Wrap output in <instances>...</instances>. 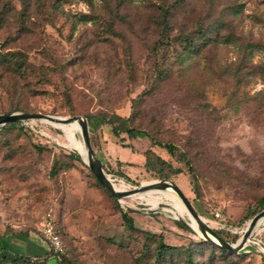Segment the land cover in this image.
Masks as SVG:
<instances>
[{
	"label": "rangeland",
	"instance_id": "374dc122",
	"mask_svg": "<svg viewBox=\"0 0 264 264\" xmlns=\"http://www.w3.org/2000/svg\"><path fill=\"white\" fill-rule=\"evenodd\" d=\"M185 35L204 44L179 59ZM15 50L20 67L0 60V113L83 116L113 181H173L229 243L264 208V0H0V52ZM112 114H131L129 124L173 152L142 133L112 135L102 118ZM24 120L32 128L0 123V232L8 234L0 235V256L54 264L39 228L49 209L62 252L78 264H264V226L236 251H220L186 214L142 197H111L68 132ZM75 136L82 141L79 130ZM149 146L162 162L149 169L128 163L126 178L113 171L115 158L140 162ZM144 192L183 204L166 191ZM121 209L133 228L123 225ZM158 240L172 247L158 253Z\"/></svg>",
	"mask_w": 264,
	"mask_h": 264
},
{
	"label": "trees",
	"instance_id": "16d2710c",
	"mask_svg": "<svg viewBox=\"0 0 264 264\" xmlns=\"http://www.w3.org/2000/svg\"><path fill=\"white\" fill-rule=\"evenodd\" d=\"M161 24H163V25L165 24V14L161 15ZM158 36H159V38H167L168 37L167 34L165 33V30H159ZM200 38L205 39V38H207V36L204 32H202L200 35ZM181 40L184 41L183 45H182V50L178 51L175 54L177 57H179V59L184 58L185 55L180 56L183 52H185V54L189 53L191 51H194L195 49H198V47L201 44H204V42H198V44H195V42L192 40V38H190L188 35H185L183 38H181ZM155 49H156V46H155ZM21 54H22V52L20 50L0 52V60L5 62L7 65L10 63H15L16 64L15 66H19L20 62L17 61L18 59L16 57L18 55H21ZM18 69H20V68H18ZM102 118L104 119V122L109 125L110 132L114 136L118 135L119 131L124 132L126 134V136H128V137H133L137 133H142L143 135L148 137L150 145L154 144V145L161 146V147L165 148V150L169 153H172L174 150V146L171 143L157 140L152 135L148 134L146 131L129 124L127 121H129L131 119V114H129L126 117L119 116L116 114H112V115H109L107 118L106 117H102ZM13 123H20V125H19L20 127H24L25 129H28L26 125L22 124L21 120H13V121L6 122V124H13ZM142 153L144 156V160H143L141 168L149 169L151 166H154V164L156 162H162L163 161L162 158L158 154L154 153V151L152 150V148L150 146L145 148L142 151ZM67 155L70 156L72 159H77V160L80 159L79 155L77 153H74V152H69V153H67ZM178 158L185 163L188 170H191V167L189 166L186 157L181 152H180ZM116 160H117V162L115 165V169L113 171L117 172L119 175L124 176L126 178L125 174L127 173V166L129 165L128 163H130V162H121L118 159H116ZM121 166H123V167H121ZM50 169H51V172L52 171L54 172L55 165L52 164ZM92 175H93V173H92ZM95 181L98 183V181L96 179H95ZM98 185H100V183H98ZM100 186L111 197H114L113 194L108 189H106L102 185H100ZM262 202L264 203V197L262 198ZM46 210H48V209H46ZM120 217H121V220H122V223L124 226H126L127 228H133L132 218L127 213L126 210H123V209L120 210ZM214 232L218 236H220V234L217 231H214ZM206 242H208V241H206ZM210 244L213 246H216L213 243H210ZM155 247H156V251L158 253H160V252H164V250H166L168 248H171L172 246L164 244L160 240H158ZM216 247L220 251H223V252H229V253L233 252L229 249L222 248L218 245ZM48 255L55 257L54 264H78L75 259H72V258L66 256L63 252H54V254H52V252H49ZM262 258L264 261L263 255H262ZM187 260L188 261L186 264H189L190 260L189 259H187ZM0 264H48V263L45 262V260L42 256H38V255L30 258L28 256H23L21 254H13V255H4L3 254L0 256Z\"/></svg>",
	"mask_w": 264,
	"mask_h": 264
},
{
	"label": "water",
	"instance_id": "95a60500",
	"mask_svg": "<svg viewBox=\"0 0 264 264\" xmlns=\"http://www.w3.org/2000/svg\"><path fill=\"white\" fill-rule=\"evenodd\" d=\"M26 118H37V119H47L49 121H55V122H68L69 120H77L79 123V131L82 137L83 144L86 148V156L83 161L88 166L89 170L93 173L95 179L106 189H108L113 196L118 199L119 197H123L131 192H118L113 189L111 185V181L106 176L105 171L103 170L99 160L95 157L93 150L90 146L89 137H88V130L86 125V120L83 116L78 114H73L70 116H58V115H52L48 113L43 112H28V111H11V112H3L0 113V123H5L8 121L13 120H20V119H26ZM145 183H140L138 186H134L135 189L139 190L141 189ZM160 185L163 187H170L180 198L186 209L189 211V213L197 220V227L202 236L215 243L216 245L229 249L231 251H236L238 248H240L245 240H247L248 235L251 233V226L254 222V220L261 214H264V208L257 213H255L246 223L245 228L243 229L241 235L236 239L234 243H229L227 240L221 238L218 236L206 223L201 221L199 219V214H197L192 207L189 200L186 198V196L183 194V192L179 189V187L171 180L162 179L160 180ZM127 210H133L137 211L136 209H133L129 206H126ZM146 211H151V209H147Z\"/></svg>",
	"mask_w": 264,
	"mask_h": 264
},
{
	"label": "bare ground",
	"instance_id": "6f19581e",
	"mask_svg": "<svg viewBox=\"0 0 264 264\" xmlns=\"http://www.w3.org/2000/svg\"><path fill=\"white\" fill-rule=\"evenodd\" d=\"M41 120H47V119L41 118ZM50 122L52 124L58 126L59 128L65 130L66 132H68V138H69V143H70L71 147L78 149V151L81 153V155L85 159L86 148H85L84 144L82 143V141L77 139L75 136V131L79 130L78 121L72 119V120H69L68 122H55V121H50ZM109 180L111 181V185H112L114 190H116L118 192H131V193H128L127 195H125L124 197H126L128 195H130L129 198H134V197L140 198V197H142L143 199L147 200V202L150 203L151 207H156L157 205L161 204V205H165V206H168L169 208H171L173 210V212L177 215L186 214L188 224L191 227L198 230L197 220L189 213V211L186 209V207L183 204H181L179 201H177L175 198H172V197H169L168 195L157 193V192H144L146 190H162V191H166V192H169L171 194H174L176 197H178L177 194L174 191H172V189L170 187L161 186L160 180L151 181L147 185H144L139 190L135 189V187H133V186L129 187L124 182L122 184L121 181L115 182V181H113V179H109ZM120 201L124 202L125 200L120 198ZM151 210H152V208H151ZM199 219L201 221L205 222L201 216H199ZM263 226H264V214H261L254 220L250 231L252 232L253 230H255V231L259 230ZM246 241H248V239L245 240L243 245L247 244Z\"/></svg>",
	"mask_w": 264,
	"mask_h": 264
},
{
	"label": "built area",
	"instance_id": "2783aa9c",
	"mask_svg": "<svg viewBox=\"0 0 264 264\" xmlns=\"http://www.w3.org/2000/svg\"><path fill=\"white\" fill-rule=\"evenodd\" d=\"M22 123H25L26 120L20 119ZM28 127L32 128L30 124H26ZM109 179H113L110 177V174H107ZM214 215L218 217V219L221 221L223 218L221 217L220 213L218 210H214ZM221 226H224V222L220 223ZM39 228L40 232L42 235L43 240L47 242L49 247L54 251V252H62V243L61 239L59 237L58 230L55 226L53 217L51 215L50 210H45L42 212L39 220ZM263 256H264V249L262 248Z\"/></svg>",
	"mask_w": 264,
	"mask_h": 264
},
{
	"label": "crops",
	"instance_id": "0c3cea01",
	"mask_svg": "<svg viewBox=\"0 0 264 264\" xmlns=\"http://www.w3.org/2000/svg\"><path fill=\"white\" fill-rule=\"evenodd\" d=\"M115 159H118L121 162H130L132 164H135V166L139 165V167H141L142 163H143V160H144V156H143V159L140 162H136V163L135 162H131V161L122 160V159H119V158H115ZM121 167H123V166H121ZM143 183H145V185H147V182H143ZM0 235L5 236V235H8V234H6V233L3 234L2 232H0Z\"/></svg>",
	"mask_w": 264,
	"mask_h": 264
}]
</instances>
